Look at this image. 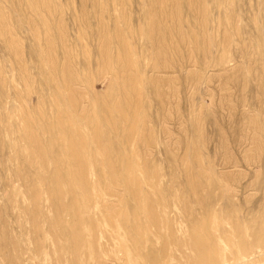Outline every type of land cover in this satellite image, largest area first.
I'll return each mask as SVG.
<instances>
[{"label":"rangeland","instance_id":"374dc122","mask_svg":"<svg viewBox=\"0 0 264 264\" xmlns=\"http://www.w3.org/2000/svg\"><path fill=\"white\" fill-rule=\"evenodd\" d=\"M0 264H264V0H0Z\"/></svg>","mask_w":264,"mask_h":264}]
</instances>
